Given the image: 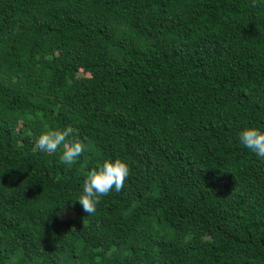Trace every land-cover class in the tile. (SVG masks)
I'll use <instances>...</instances> for the list:
<instances>
[{
	"label": "trees",
	"instance_id": "16d2710c",
	"mask_svg": "<svg viewBox=\"0 0 264 264\" xmlns=\"http://www.w3.org/2000/svg\"><path fill=\"white\" fill-rule=\"evenodd\" d=\"M67 126L70 167L35 148ZM247 128L264 0H0V264H264ZM115 159L130 175L88 215L83 180Z\"/></svg>",
	"mask_w": 264,
	"mask_h": 264
},
{
	"label": "clouds",
	"instance_id": "9594fccd",
	"mask_svg": "<svg viewBox=\"0 0 264 264\" xmlns=\"http://www.w3.org/2000/svg\"><path fill=\"white\" fill-rule=\"evenodd\" d=\"M76 132L77 130L71 126L63 129H48L38 136L35 148L49 154L56 153L62 148L59 160L70 167L87 148L84 142L75 138ZM239 141L245 148L264 160V131L256 128L244 129L239 133ZM129 175L130 168L121 159L105 160L98 168L87 172L83 180L82 192L76 201L82 206L84 212L92 215L97 211V205L102 197L113 190L119 193L123 189Z\"/></svg>",
	"mask_w": 264,
	"mask_h": 264
},
{
	"label": "rangeland",
	"instance_id": "374dc122",
	"mask_svg": "<svg viewBox=\"0 0 264 264\" xmlns=\"http://www.w3.org/2000/svg\"><path fill=\"white\" fill-rule=\"evenodd\" d=\"M71 213L67 212L66 215H70Z\"/></svg>",
	"mask_w": 264,
	"mask_h": 264
}]
</instances>
